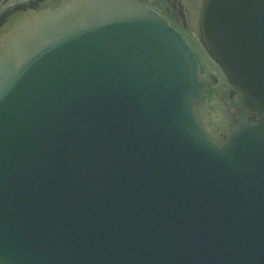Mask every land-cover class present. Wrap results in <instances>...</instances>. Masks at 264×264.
<instances>
[{
	"label": "water",
	"instance_id": "1",
	"mask_svg": "<svg viewBox=\"0 0 264 264\" xmlns=\"http://www.w3.org/2000/svg\"><path fill=\"white\" fill-rule=\"evenodd\" d=\"M181 5L255 117L220 144L194 51L147 5L0 19V264H264V0Z\"/></svg>",
	"mask_w": 264,
	"mask_h": 264
},
{
	"label": "rangeland",
	"instance_id": "2",
	"mask_svg": "<svg viewBox=\"0 0 264 264\" xmlns=\"http://www.w3.org/2000/svg\"><path fill=\"white\" fill-rule=\"evenodd\" d=\"M4 8L0 2V10ZM194 51L200 61V71L209 82L203 100L196 106V112L207 134L218 142L233 127L236 109L229 97L230 89L222 73L203 49L194 46ZM211 77H215L216 81L212 82Z\"/></svg>",
	"mask_w": 264,
	"mask_h": 264
},
{
	"label": "flooded vegetation",
	"instance_id": "3",
	"mask_svg": "<svg viewBox=\"0 0 264 264\" xmlns=\"http://www.w3.org/2000/svg\"><path fill=\"white\" fill-rule=\"evenodd\" d=\"M43 1L45 0H13V1L0 0L1 5L5 6L4 9L0 10V19L10 14L12 11H14L16 8L20 6H32V5L39 4ZM134 1L147 5L148 7L158 12L166 20H168L170 25L176 28L183 35L185 40L190 44V46L193 49H194V46L200 47L202 49L199 42L194 37L193 33L191 32L189 28L188 14H187L185 7L181 5L182 0H134ZM208 85H209V82H208ZM234 106L236 109V117L233 120V127H231L229 131L235 128L238 124H241L243 122L252 123L255 120L254 116L240 110L235 103H234ZM227 133H225L221 137V139L218 140V142L224 141Z\"/></svg>",
	"mask_w": 264,
	"mask_h": 264
},
{
	"label": "bare ground",
	"instance_id": "4",
	"mask_svg": "<svg viewBox=\"0 0 264 264\" xmlns=\"http://www.w3.org/2000/svg\"><path fill=\"white\" fill-rule=\"evenodd\" d=\"M20 7H23V6H20ZM12 12H13V11H12ZM12 12H11V13H12Z\"/></svg>",
	"mask_w": 264,
	"mask_h": 264
}]
</instances>
